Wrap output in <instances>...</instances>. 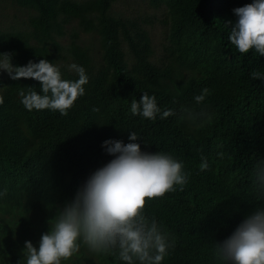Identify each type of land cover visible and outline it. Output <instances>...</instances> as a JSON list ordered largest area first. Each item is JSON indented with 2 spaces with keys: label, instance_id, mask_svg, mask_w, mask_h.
<instances>
[{
  "label": "trees",
  "instance_id": "16d2710c",
  "mask_svg": "<svg viewBox=\"0 0 264 264\" xmlns=\"http://www.w3.org/2000/svg\"><path fill=\"white\" fill-rule=\"evenodd\" d=\"M12 1L33 13L26 29L0 31V53H14V66L71 59L85 69L89 82L64 116L23 106L19 90L29 86L39 93L38 81L0 78V192L6 190L0 197V264H26L19 238L33 242L48 231L56 204L70 201L113 158L102 142L128 143L129 132L140 138L141 151L172 155L188 175L182 191L177 186L146 202L144 214L175 242L161 264H223L213 255L214 242L229 237L252 208L264 206L251 186L253 164L264 159V81L251 73H264V57L254 49L239 53L223 24L235 20L234 8L251 0H149L164 3L170 17L168 45L158 61L150 60L146 30L115 15L112 0ZM73 20L80 31L98 36L100 62L76 42L78 30L69 32L68 43L57 40ZM58 66L63 79H78L68 63ZM203 89L208 94L196 104ZM145 92L161 110L155 120L130 111L132 99ZM168 109L175 114L161 119ZM185 109L211 120L189 119ZM29 212L41 214L34 235L33 219L25 217ZM4 214L14 223L24 219L27 236L11 238ZM94 254L99 264H123L116 255Z\"/></svg>",
  "mask_w": 264,
  "mask_h": 264
},
{
  "label": "clouds",
  "instance_id": "9594fccd",
  "mask_svg": "<svg viewBox=\"0 0 264 264\" xmlns=\"http://www.w3.org/2000/svg\"><path fill=\"white\" fill-rule=\"evenodd\" d=\"M232 12L235 20L223 22L230 28V43L241 54L254 49L264 57V0H251ZM13 55L0 53V70L12 80L33 79L40 84L39 93L29 86L18 92L28 111L49 109L66 116L85 94L89 78L82 66L69 65V70L78 74L73 81L63 79L60 67L45 59L14 66ZM251 78L264 81V73L253 71ZM207 94L208 89H203L194 97L195 103H202ZM3 102L0 95V104ZM130 111L134 116L155 120L161 110L155 96L145 92L139 100L132 99ZM184 111L189 119L211 120L206 113ZM174 114L171 109L165 110L161 119ZM138 140L135 132H129L128 143L112 139L102 142L105 153L113 158L94 171L70 201L58 206L38 247L25 241L22 254L26 264H62L80 251L81 244L93 253L116 255L123 264H161L175 242L154 217L144 214L146 202L162 198L177 186L182 191L188 175L182 162L172 155L141 151ZM200 168H208L203 157ZM251 174L252 191L264 200V159L254 162ZM5 194L6 190L0 192V197ZM213 255L223 264H264V206L252 208L229 237L214 242Z\"/></svg>",
  "mask_w": 264,
  "mask_h": 264
},
{
  "label": "rangeland",
  "instance_id": "374dc122",
  "mask_svg": "<svg viewBox=\"0 0 264 264\" xmlns=\"http://www.w3.org/2000/svg\"><path fill=\"white\" fill-rule=\"evenodd\" d=\"M110 8L115 15L132 20L146 30L152 50L150 55L151 61H158V58L164 55L165 48L168 45L170 22L169 13L164 3L159 2L157 5H152L149 0H112ZM32 13L33 11L31 9L18 5L12 0H0V31L26 29V20ZM65 27V30H67L66 33L61 37H57L60 43H68L70 39L69 32L72 29H76L78 30L76 42L83 46L96 62L101 61L98 36L95 33L80 31L76 28L75 20L66 24ZM121 48L127 56L128 53L124 43H122ZM61 63H68L69 69V65L72 64V61L71 59H67L66 61L59 59L58 65ZM8 77L9 75L6 72L0 70V78L7 79ZM58 206L62 205L59 203L56 204V208L53 211L54 215L58 211ZM40 215L41 214L38 212H29L25 216L26 218L33 219L31 225V232L33 235L41 228ZM3 218L7 220L5 226L8 232L12 234L11 238L17 239L20 235L27 236L28 225H25L24 219L21 222L14 223L8 214H4ZM50 220L51 219H49V221ZM27 223L29 224V221ZM46 224L49 225L48 222ZM40 237L41 235L34 238L32 242L34 246L38 247ZM19 240L23 245L25 241H29L20 238ZM5 264H9V262L6 261ZM62 264H99V261L96 255L90 251L86 245L81 244L80 251L70 260L63 261Z\"/></svg>",
  "mask_w": 264,
  "mask_h": 264
}]
</instances>
